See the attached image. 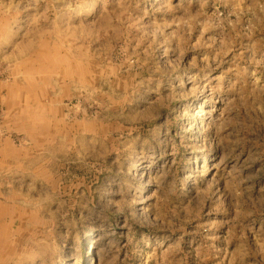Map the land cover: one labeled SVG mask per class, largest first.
I'll return each instance as SVG.
<instances>
[{
    "label": "rangeland",
    "instance_id": "rangeland-1",
    "mask_svg": "<svg viewBox=\"0 0 264 264\" xmlns=\"http://www.w3.org/2000/svg\"><path fill=\"white\" fill-rule=\"evenodd\" d=\"M0 264H264V0H0Z\"/></svg>",
    "mask_w": 264,
    "mask_h": 264
},
{
    "label": "crops",
    "instance_id": "crops-1",
    "mask_svg": "<svg viewBox=\"0 0 264 264\" xmlns=\"http://www.w3.org/2000/svg\"><path fill=\"white\" fill-rule=\"evenodd\" d=\"M50 71H52V69H50V67H49V72H50ZM54 82H55V81H54ZM27 91H30V90H27ZM23 92H24V91H23ZM28 95H31V96L40 95V91L37 90L36 88H32L31 91H30V93H29ZM30 105H31V104H27L26 106H27V107H30V108L32 107V109H34L33 106H32V105L30 106Z\"/></svg>",
    "mask_w": 264,
    "mask_h": 264
}]
</instances>
